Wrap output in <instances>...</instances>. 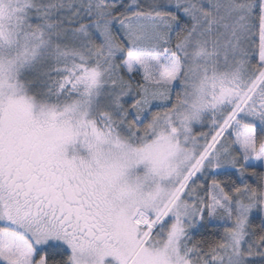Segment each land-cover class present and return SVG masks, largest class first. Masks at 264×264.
<instances>
[{
	"label": "snow or ice",
	"instance_id": "obj_1",
	"mask_svg": "<svg viewBox=\"0 0 264 264\" xmlns=\"http://www.w3.org/2000/svg\"><path fill=\"white\" fill-rule=\"evenodd\" d=\"M0 264H264V0H0Z\"/></svg>",
	"mask_w": 264,
	"mask_h": 264
}]
</instances>
